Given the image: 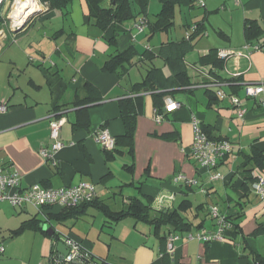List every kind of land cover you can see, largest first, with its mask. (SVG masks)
<instances>
[{"label": "crops", "instance_id": "0c3cea01", "mask_svg": "<svg viewBox=\"0 0 264 264\" xmlns=\"http://www.w3.org/2000/svg\"><path fill=\"white\" fill-rule=\"evenodd\" d=\"M37 1L41 13L16 34L27 33L36 20L48 29L44 33L47 40L38 41L43 57L38 64L51 67L59 75L48 79L37 67L41 75L37 81L29 76L17 82L21 81L18 77L13 84V70L8 71L7 78H0V103L6 104L0 112V164L7 172H18L21 188L34 184L57 188L86 181L94 185L95 196L92 204L79 207L78 217L63 221L46 218L47 213L63 209L58 205L38 212L29 204L15 207L7 201L0 202V264H51L52 252L61 254L56 250L59 240L49 236L43 224L78 241L82 250L91 255L90 264H256L255 254L264 258V198L252 191L245 172L253 167L248 154L253 149L264 150V104L259 101L264 99V51L242 48L246 43V19L255 20L264 35V0H194L192 8L176 6L174 13L178 8L186 18L180 35L171 31L175 20L166 31L149 34L147 26L137 30L134 22L143 14L102 31L89 16L86 0H69L63 9ZM155 1L147 0L144 15L149 22L161 9L159 0ZM129 3L137 12L135 1ZM103 4L108 5L107 0ZM200 20L204 23L202 32L193 35L183 54L188 76L185 83V79L175 78L158 51L161 45L177 43L192 33L190 25ZM41 41L54 43L51 56L46 54L50 47L45 49ZM3 48L0 44V51ZM128 48L134 50V55L126 71L102 69L111 56ZM210 50L239 51L240 55L221 59L219 66L201 64L199 58ZM152 68L158 70L155 90L138 85ZM61 78L75 87L64 89ZM248 83L262 84L263 92L255 98L247 97L244 85ZM88 84L94 88V100L75 105V101L89 95ZM218 90L225 96L219 97ZM154 92H163L164 101L170 98L180 103L170 112L163 106L160 122L154 120ZM231 96L237 97L241 106L234 105ZM123 99L137 104L133 153L118 144L119 152L107 156L93 135L106 128L121 138L125 129L119 102ZM80 108L85 109L81 114ZM242 108L245 111L240 117L238 110ZM59 116L65 118L59 129L63 146L53 157L55 163H51L43 159L39 149L50 146L49 123ZM193 117L211 136L224 138L230 144L231 152L212 168L201 167L190 154ZM78 119L85 124L78 125ZM255 172L264 175V168ZM213 173L220 178L211 180ZM179 175L197 183L186 185L177 178ZM130 189L134 192H126ZM135 197L143 203L153 198L150 203L156 209H172L188 200L190 208L183 215L192 225L189 230H176L179 239L174 242L172 254L164 252L165 227L156 229L131 215L116 222L105 217L104 207L119 211ZM200 204L203 208L197 209ZM213 206L224 219L232 218L239 232L232 238L223 236L222 240L187 239L188 234L215 231L216 219L209 213ZM28 220L36 221L37 227L30 225L11 234Z\"/></svg>", "mask_w": 264, "mask_h": 264}, {"label": "trees", "instance_id": "16d2710c", "mask_svg": "<svg viewBox=\"0 0 264 264\" xmlns=\"http://www.w3.org/2000/svg\"><path fill=\"white\" fill-rule=\"evenodd\" d=\"M40 1H47L52 8L56 7L59 9H63L64 5L69 0H40ZM86 1L89 6V16L93 18L94 25L98 27V29L104 31L110 26L118 25V23L121 24L123 21L132 19L136 17L138 14H143L141 19H145L147 21L146 26L148 27L149 34H153L156 31H166L170 26L173 25L174 15H175L174 10L176 6L184 5L187 8H192L194 6V0H159V2L161 3V9L155 15V19L149 22L147 17L144 15L146 14L147 0H134L136 5L138 6L137 12L134 11L133 7L129 6L130 4L129 0H116L115 7L104 5L103 0H86ZM198 4L201 7L204 6V4L200 1L198 2ZM7 24L8 23L6 19L0 16V29H3L5 33L8 30ZM203 24H204L203 20L195 21L193 24L190 25L192 33H187L186 36L177 43H166L164 45H161L158 51V56L161 57L164 61H166L170 69L174 71L175 78L177 77L180 79H185V83L187 82L186 78H188V76L185 71L183 54L185 53L186 48H188V43L190 42L189 40L192 39V37H194L193 35L196 36L202 32ZM3 26L5 28H3ZM243 31H244V37L246 43L252 45L253 47L255 46L256 49H260L264 51L263 29L255 20L246 19L244 22ZM18 35L21 34L20 33L12 34L11 37L14 40L16 37H18ZM217 52H218L217 50H210L206 55H203L199 58V62L201 64H211L213 67L221 65L222 58L217 56L218 55ZM133 55H134V50L132 48H128L123 52H119L111 56L107 61H105L102 69L104 71H109V72L126 71L127 66L132 64ZM37 67L45 74V76H47L48 79H50L51 76L59 75L58 71L52 70L51 67H46L42 64H38ZM157 71L158 70L156 68L150 69L146 75L145 80L142 83H139L138 85L139 86L145 85L146 87L145 89H149V90L157 89L156 88L157 86L153 85L155 82L154 78L157 76ZM59 81L63 85L62 86L63 88L75 87V84L70 83V81L65 82L62 80V78ZM93 90L94 88L88 84L89 95L83 97L80 100L75 101L74 104L80 106L93 101L94 99L91 96V92ZM152 96H153V101H154L153 104L155 110L158 113H162L164 115L163 106L165 104V101L163 99V96H165V94L163 92H158V93L154 92ZM119 107H120L121 118L125 130L121 138L114 136L115 147L112 150H104L107 153L106 154L107 156H113L115 152H119V149L117 147L118 144L122 145L123 147H127L128 152L130 154L133 153L132 144H133V134L135 129L134 115L136 114L137 104L130 99H123L119 102ZM82 111L84 112L85 109L80 108L78 113L81 114ZM77 122L79 123L78 125L85 124L83 123L84 121L82 119L81 120L78 119ZM202 129L210 139L213 140L224 139V138H215L211 136L204 127H202ZM247 159L250 165L253 167L245 169L246 170L245 172H247V178L250 180V183H252L256 178V176L254 175L255 170L257 171V169L259 168H264V150L253 149L248 154ZM191 185H195V184H191ZM152 199L153 198H151L150 202H152ZM150 202L143 203L139 198L135 197V198H131L128 201L127 207L119 211H110L108 208L105 207L102 208L105 217H107V219H109V221L111 222H116L126 215H131L137 220H141L153 224L156 229H159L162 226L165 227L166 233L162 235V238L165 241L164 252L168 253L166 251L167 237L172 233L177 234L176 230H189L192 225V223L187 220V217L183 215V213H185L187 209L190 208V204L188 200H183L177 207H174L172 209H170L169 207L156 209L151 205ZM92 203L93 200L76 207L63 208L60 212L56 214L47 213L46 218L47 220H49L48 219L49 217L57 221L76 218L80 214L79 207ZM198 208H203V205L202 204L198 205L197 209ZM209 213H211V211H209ZM225 221H226V226L223 230V236L232 238V236L233 237L235 236V233L239 232L237 223L232 218L229 217H227ZM37 224L36 221L34 220L24 221L17 229L12 230L11 234H17L20 231L24 230L25 228L31 227L32 225L37 227ZM57 257H59V255L56 254L55 252H52L50 257L52 261L51 264H54V259H56ZM91 260H92L91 255L85 253L81 247L79 253V259L77 260L76 264H90ZM255 263L264 264V258L255 254Z\"/></svg>", "mask_w": 264, "mask_h": 264}, {"label": "built area", "instance_id": "2783aa9c", "mask_svg": "<svg viewBox=\"0 0 264 264\" xmlns=\"http://www.w3.org/2000/svg\"><path fill=\"white\" fill-rule=\"evenodd\" d=\"M3 0H0V3ZM14 3V1H13ZM11 4V9H12ZM146 20L139 19L134 22V27L142 31L146 27ZM250 47L256 49V47L245 43L243 45L244 50H248ZM240 55L239 51L232 50H221L218 52V56L222 59H226L232 55ZM245 95L247 97L255 98L263 92L262 84L248 83L244 85ZM219 97H224L225 93L222 90L217 91ZM231 100L234 105L241 106V101L231 96ZM259 101L264 104V99L260 98ZM180 106L179 102H176L170 98H166L164 104V110L167 112L173 111ZM6 109L4 102L0 103V112ZM244 108L238 110V115L241 117L244 113ZM154 120L160 122L162 114L154 111ZM65 123L63 116L50 120V138L51 144L48 147H41L39 154L44 160L55 163L54 155L61 149L63 143L59 140V129ZM191 127L193 133V140L190 146V154L194 160L201 167H212L216 164L217 160L222 158L225 154L231 152L230 144L227 140H213L210 139L207 134L203 131L197 118L193 117L191 120ZM94 140L99 143L104 149L112 150L115 147V137L109 133L106 128L98 129L94 135ZM256 176L255 180L251 183V189L257 194L259 198H264V175L262 173L254 172ZM181 179L185 184L191 185L196 184L195 179L186 178L182 175L177 177ZM220 178L219 174L213 173L210 175L211 180ZM95 196L94 185L91 182L81 181L77 184L57 187V188H44L38 184L30 185L26 188L20 187V175L17 171L7 172L4 167L0 164V202L7 201L12 206L22 207L23 205L29 204L36 208L38 212L44 207H50L58 205L62 208L76 207L81 204L90 202ZM211 215L216 219V229L212 233L204 234L197 233L195 235L188 234L187 239L197 238L204 241H210L213 239H223V230L226 226L224 216L220 214L215 206L211 208ZM60 239L65 243L67 253L65 255L59 254V257L54 259V264H76L79 259V253L81 245L75 239L62 235ZM179 239V235L172 233L166 239V251L172 254L174 251V242ZM3 247L0 246V252Z\"/></svg>", "mask_w": 264, "mask_h": 264}, {"label": "rangeland", "instance_id": "374dc122", "mask_svg": "<svg viewBox=\"0 0 264 264\" xmlns=\"http://www.w3.org/2000/svg\"><path fill=\"white\" fill-rule=\"evenodd\" d=\"M13 1L15 3V0H3L0 3V16L6 19L7 21V27L9 28L10 23H14V17H11V4H13ZM37 1V0H36ZM154 2H157L153 0ZM15 4L12 5V7ZM37 7H38V1H37ZM38 9V8H37ZM177 8L176 14H175V23L173 25V29L171 31H176L179 33L183 32V29H181L182 22L186 19L184 17L183 13H180ZM11 17V22L7 19V16ZM220 17V15H218ZM3 28H5L3 26ZM48 29H44L41 27L39 22L36 20L34 24L30 27L27 33L21 34L18 37H16L14 40L12 39L11 35L12 33L7 30V32L2 34V38L0 40L1 48H3L0 51V78L3 79L4 77L7 78L8 71L13 70V74L11 77L12 83H16V78L20 77L22 82L26 80L29 76L35 79L39 78L40 71L37 68V64L40 63L42 54L39 53V42L40 39L47 40L46 34H44ZM1 32V31H0ZM5 35V37H4ZM43 42V46L50 47L49 50H46V54L48 56L52 55V50L54 48V43H51V45L47 44V42ZM41 50V49H40ZM43 51V50H42ZM47 57V56H45ZM55 58V56H53ZM37 58V59H36ZM43 58V57H42ZM34 60V61H33ZM48 64H50L52 61L49 60V58L46 60ZM15 62V63H14ZM20 69V71H18ZM19 74V75H18ZM19 78V79H20ZM23 85V84H21ZM128 193L134 192L133 189H130V191H126ZM120 200L119 198H117ZM117 200V201H118ZM32 211V210H30ZM34 212V211H33ZM89 218V217H88ZM91 220V218H89ZM71 223V221H70Z\"/></svg>", "mask_w": 264, "mask_h": 264}, {"label": "water", "instance_id": "95a60500", "mask_svg": "<svg viewBox=\"0 0 264 264\" xmlns=\"http://www.w3.org/2000/svg\"><path fill=\"white\" fill-rule=\"evenodd\" d=\"M107 4L108 6H111V7H115L116 6V0H107ZM41 13V10L39 11H36V12H33L31 13L21 24H18V25H15V26H12V23H10V26H9V31L11 33H18L20 31H22L24 28L27 27L28 23L35 17L37 16L38 14ZM7 19L11 22V17L7 16ZM2 33H4L2 30H0ZM44 228V230L46 231V233L51 236L54 240H59L57 242V245H56V250L61 253L62 255H65L67 253V249H66V246L64 245V243L62 242V240H60V235H64V234H61L60 232H58V230L56 228H54L53 226H49L47 227V224H43L42 226ZM58 236V237H57Z\"/></svg>", "mask_w": 264, "mask_h": 264}, {"label": "bare ground", "instance_id": "6f19581e", "mask_svg": "<svg viewBox=\"0 0 264 264\" xmlns=\"http://www.w3.org/2000/svg\"><path fill=\"white\" fill-rule=\"evenodd\" d=\"M15 4L11 9V17H14V23L12 26L21 24L31 13L40 10L37 9V1L36 0H15ZM2 37V33L0 32V38Z\"/></svg>", "mask_w": 264, "mask_h": 264}]
</instances>
